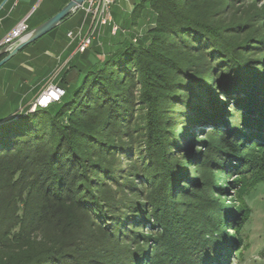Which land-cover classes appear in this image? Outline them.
Wrapping results in <instances>:
<instances>
[{"label": "trees", "instance_id": "16d2710c", "mask_svg": "<svg viewBox=\"0 0 264 264\" xmlns=\"http://www.w3.org/2000/svg\"><path fill=\"white\" fill-rule=\"evenodd\" d=\"M254 2L143 0L135 19L146 3L154 14L145 36L92 46L83 53L103 60L72 62L59 101L0 118V264L219 260L229 239L210 168L238 159L254 185L264 180V158L248 160L244 145L264 138V34ZM218 118L226 128L203 143L200 180L182 176L194 129ZM255 145L264 152V140ZM144 223L160 237L140 236ZM139 238H151L152 253L133 247Z\"/></svg>", "mask_w": 264, "mask_h": 264}, {"label": "rangeland", "instance_id": "374dc122", "mask_svg": "<svg viewBox=\"0 0 264 264\" xmlns=\"http://www.w3.org/2000/svg\"><path fill=\"white\" fill-rule=\"evenodd\" d=\"M140 1V0H139ZM141 2V1H140ZM256 2V3H255ZM255 6L259 10V17L258 20L261 22L262 27L259 29L260 33L264 34V0H255ZM45 4V3H44ZM43 5H39L38 10H42ZM235 7H250V5L245 3V5H241V3H237ZM240 5V6H239ZM231 8L230 6L227 7ZM146 9V10H145ZM241 9V8H240ZM81 9H79L80 12ZM149 7L145 4V7L140 10L141 16L144 17L145 22L147 21V17H153V12L149 14L148 12ZM234 9L231 8L230 11ZM78 11V10H77ZM83 12V11H82ZM34 13V12H33ZM135 13V11H134ZM84 14V13H83ZM153 14V15H152ZM150 24L146 23L147 28H150L153 25L154 18ZM72 25V26H71ZM148 25V26H147ZM107 25L103 26L105 28ZM73 27V28H69ZM30 28L27 26L26 29L23 31H27ZM32 29V28H31ZM68 29H73L75 34L78 33V26L75 28L74 31V24L65 23L64 25H60L59 27L53 29L52 31L48 32L47 34L40 37L34 43L30 44L25 53H28L32 59H29L27 54L23 55V51H19V53L12 57L9 61H7L4 65L0 67V78L2 80L6 79L11 84V91H14V95H19L14 102L11 100L14 98L12 97L11 100L8 101V104H3L0 110V116L5 115L6 113L15 109L17 104L20 102H26L30 97H32L34 92L27 91L29 87H33L35 84L39 83L44 78H47V82L44 84L41 91L46 90L50 84H57L60 82V79L64 73V71L71 66L72 62L77 63L80 67H85L88 63L96 62L97 60H103V55H98L99 57H92L88 56L83 52H76L72 57L69 55L71 54V49L66 51L62 57L52 56L51 52L53 53L56 49L51 46V41L56 39L58 43L63 45L68 44L71 41L70 38H67L66 33ZM147 30V29H146ZM146 30L144 32L138 31L137 33L133 34V36H128L133 42H137L138 39L142 38V36L146 34ZM3 29H0V37L3 36ZM22 32V33H23ZM145 39H143V43ZM4 41V40H2ZM1 41V42H2ZM147 41V40H146ZM5 42L4 44H6ZM3 45V43H2ZM0 43V47L2 46ZM69 45V44H68ZM77 47V46H76ZM48 49V50H47ZM23 50V49H22ZM50 51V53L48 52ZM60 54V53H59ZM87 57V58H86ZM30 63L31 66L36 68V72H27L23 70V66H20V60H25ZM29 59V60H28ZM36 62H42V66L39 69L37 68ZM12 69V70H11ZM9 70L12 72L10 77L7 79L8 75H4L5 72L9 73ZM29 73V74H28ZM68 75V79H69ZM5 83V81H3ZM6 84V83H5ZM5 85H3L4 87ZM1 94V93H0ZM24 95V97H23ZM28 95V96H27ZM39 95V94H38ZM36 95L33 99L30 100L34 102L37 98ZM229 106L231 107V111L233 113L235 109V104L232 99L226 98ZM11 103V104H9ZM16 103V104H15ZM2 105L1 97H0V106ZM6 107V108H5ZM19 107V105H18ZM143 113V110L140 109L137 112ZM235 113V112H234ZM138 120L136 121H143V118L138 115ZM219 118L207 124H202L200 127H196L194 129V137H193V144H192V156L191 160H186L187 164L182 165V176L185 175H194L195 177L199 176V169H198V160L200 161L203 156L204 146L203 143L205 141L210 140L211 135H217L219 132L218 130H225V122L228 120H223L219 122ZM188 129V128H187ZM193 131V128H190ZM255 130V129H254ZM256 131H261L260 129H256ZM255 133V132H254ZM253 135V134H252ZM263 136V135H261ZM256 136L252 137L250 140L248 139L244 145L246 146L245 151L248 155V160H253L256 154H259L260 159L264 158L263 148L259 147L264 140L263 137ZM205 145V144H204ZM202 146V147H201ZM185 152V149H184ZM133 153L128 152L125 154L124 159L128 161L130 157H133ZM183 152L181 149H177V157L178 160H183ZM234 161V160H233ZM242 161L236 159L235 162L228 163L225 170L221 166H214L210 168L209 174L212 176V183L211 187L215 188V196H217V200L224 204L225 206V214H226V234L228 235L227 239V247L219 252L215 258L219 259L217 261H212L209 264H264V180L259 181L254 185L252 183L253 176L251 173H243L244 170L242 169ZM241 167V168H240ZM186 179V178H185ZM185 179H181L179 183V187L183 188L186 187ZM199 179V177H198ZM200 180V179H199ZM141 179L137 178L134 181L135 185H139ZM198 183V182H197ZM197 183H195L193 188H197ZM219 188L222 189V192H219ZM219 192V193H217ZM248 208L250 210H248ZM250 211V212H249ZM249 214L247 217V221L243 224V227L236 231L235 227L239 222L240 217L243 215ZM236 217H239L238 219ZM237 219V220H236ZM140 236H150V237H160L159 231L155 229V227L151 226L149 223H144V226L138 230ZM150 240L149 238H139L138 244H135L134 248H139L141 246L145 247L148 245L147 251L152 253L151 245L149 244L150 241L146 243V240ZM150 245V246H149ZM177 254V253H176ZM178 255V254H177ZM167 256L159 255L154 256L153 259L155 264H178L177 259H172V257L167 261ZM180 258V257H178ZM214 258V259H215ZM221 258V259H220ZM173 260V261H172ZM221 260V262H220Z\"/></svg>", "mask_w": 264, "mask_h": 264}, {"label": "crops", "instance_id": "0c3cea01", "mask_svg": "<svg viewBox=\"0 0 264 264\" xmlns=\"http://www.w3.org/2000/svg\"><path fill=\"white\" fill-rule=\"evenodd\" d=\"M68 1L69 0H0V29L4 30L3 36L0 37V43L9 34H11V32L20 23L26 24L30 29L34 28L37 25L49 19L51 16H53L58 11H60V9L63 8ZM140 1L143 2V0H140ZM140 1L139 0H117V2L112 6V14H113L114 22L117 23L120 27V31L118 32V34L113 35L110 30L111 27L106 26L105 28L101 30V34L99 35L97 39L98 41L97 42L95 41L94 46L101 47V48L113 47L118 41H120L123 38V35L127 36V34L129 33L135 34L138 31L144 32V30L148 29L145 26H146V23L147 24L151 23V21L153 20L152 18H154L153 14H152L153 17H150V16L147 17L146 22H145L144 17L141 16V14L139 17L136 18L137 20L134 17L135 7L141 3ZM40 4L41 5L44 4V7L42 10H38V7ZM148 12L149 14L152 13L150 8ZM83 13L84 12H82V10H80V12L78 10L76 12L71 13L57 27H59L60 25L62 26L65 23L74 24V31H75V28L78 26V28L79 29L81 28L82 32L85 33L90 26V20L89 18L85 17ZM69 28H73V27H69ZM71 30L73 29H68L67 33ZM66 37L69 38L68 36ZM77 40L78 38L68 43L69 45L68 44L63 45L61 43H58L56 39H53L51 41V46L54 47V49L56 50L53 53L51 52V55L52 56L57 55L60 58L64 55L66 51L71 49L72 51L69 57L70 56L72 57L76 53ZM26 49L27 48L23 50L22 52L23 55L27 54L29 59H32V57L29 56L28 53H25ZM48 52L50 53V51ZM20 61H21L20 66H23L24 68L23 70L29 73L36 72V68L31 66L30 63L26 61V59L20 60ZM36 63H37L36 64L37 68L39 67L40 69L42 66L41 65L42 62H39V63L36 62ZM11 73L12 72L9 70V73L5 72L4 75H8L7 77L8 79ZM46 80L47 78L45 77L44 80H41L39 83L35 84L33 87H29L27 91L34 92V93L32 97H30V99H28L26 102H30L31 99H33L36 95H38L41 92L44 84L47 82ZM3 81H5L6 84ZM3 85L5 86L3 87ZM11 87H12L11 84L8 81H6V79L2 80V78H0V93H1L0 97H1L2 105L5 103L8 104V101L11 100L13 96L14 98L11 101L14 102V100L19 96V95H14L15 93L14 91H11Z\"/></svg>", "mask_w": 264, "mask_h": 264}, {"label": "built area", "instance_id": "2783aa9c", "mask_svg": "<svg viewBox=\"0 0 264 264\" xmlns=\"http://www.w3.org/2000/svg\"><path fill=\"white\" fill-rule=\"evenodd\" d=\"M117 2V0H85L81 5V10L84 12L85 17L89 18L90 26L88 30L83 33L82 29L78 30V33L75 34L73 31H69L67 36L71 41L77 40L76 52H83L88 49L92 44L97 35L101 32V28L105 25L113 24L112 16V6ZM27 25L20 23L12 32L9 34L4 41L1 42V45L5 42H10L13 38L19 36L25 29ZM118 29L116 24L112 27V32L115 33ZM2 45V46H3ZM49 92H53L52 96L48 99H44V95ZM65 91L62 87L57 84H50V86L43 90L41 97L38 100V104L41 107H47L54 101H59L60 98L64 95Z\"/></svg>", "mask_w": 264, "mask_h": 264}, {"label": "water", "instance_id": "95a60500", "mask_svg": "<svg viewBox=\"0 0 264 264\" xmlns=\"http://www.w3.org/2000/svg\"><path fill=\"white\" fill-rule=\"evenodd\" d=\"M85 0H69L63 8L60 9L57 13H55L53 16H51L49 19L46 21L42 22L41 24L37 25L36 27L29 29L23 33H21L19 36L13 38L10 42L4 44L3 46L0 47V56L4 55L5 56L0 60V67L4 65L7 61H9L13 56H15L20 50H22L25 46L35 42L37 39L42 37L43 35L47 34L51 30H53L55 27H57L65 18H67L71 13L76 12L81 8V5L84 3ZM113 16V14H112ZM116 24L118 26V29L115 33L112 32V27L113 25ZM154 24V22H153ZM110 26V30L113 35H116V33L120 30V27L117 23L114 22L113 24L107 25ZM102 30V28H101ZM101 32L97 35V37L94 39L93 44L88 48H92V46L95 45V41L97 42L99 35ZM99 44V43H98ZM87 50V49H86ZM84 52V51H83ZM103 55V53H99L96 56L99 57L98 55ZM42 91L39 93L37 98L35 99L34 102H21L20 104H17L15 109L12 111L6 113L2 117V119H8L10 117L17 116L19 112H22L24 110L27 111H33L39 107H41L38 104V100L41 97ZM19 105V107H18ZM5 105L0 106V110L3 111L1 108ZM6 108V107H5Z\"/></svg>", "mask_w": 264, "mask_h": 264}, {"label": "bare ground", "instance_id": "6f19581e", "mask_svg": "<svg viewBox=\"0 0 264 264\" xmlns=\"http://www.w3.org/2000/svg\"><path fill=\"white\" fill-rule=\"evenodd\" d=\"M52 94H54L53 92L50 94L49 92H47L45 95H44V99H48L52 96Z\"/></svg>", "mask_w": 264, "mask_h": 264}]
</instances>
